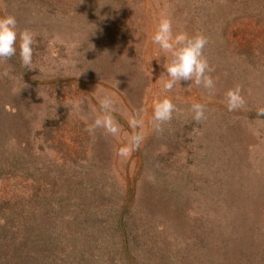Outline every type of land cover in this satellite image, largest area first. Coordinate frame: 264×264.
I'll return each mask as SVG.
<instances>
[{
  "label": "rangeland",
  "instance_id": "1",
  "mask_svg": "<svg viewBox=\"0 0 264 264\" xmlns=\"http://www.w3.org/2000/svg\"><path fill=\"white\" fill-rule=\"evenodd\" d=\"M7 13L18 30L34 33V44L32 68L22 66L18 53L0 62V264H42L46 257L59 264L64 253L41 243L31 253L33 246L21 240L17 255L11 246L22 218L58 212L97 227L96 237L87 241L77 232L73 243L82 245L83 257L104 264H120L105 248L121 253V218L138 260L159 264L146 255V232L155 236L152 252L174 254L169 239L184 246L199 217L212 242L208 264H264V197L258 195L264 193V116L257 114L264 107V0H0V16ZM165 16L174 31L207 38L215 87L181 80L167 93L177 111L156 132L152 105L166 70L152 36ZM237 84L245 105L229 111L225 92ZM105 94L115 100L117 137L87 130ZM194 102L206 105L200 122L189 111ZM138 111L145 140L120 157L132 132L127 118ZM173 176L189 184L184 204L159 188ZM237 180L254 192L244 207L252 215L225 218L222 194Z\"/></svg>",
  "mask_w": 264,
  "mask_h": 264
},
{
  "label": "clouds",
  "instance_id": "2",
  "mask_svg": "<svg viewBox=\"0 0 264 264\" xmlns=\"http://www.w3.org/2000/svg\"><path fill=\"white\" fill-rule=\"evenodd\" d=\"M152 41L165 57L163 67L166 73H161L162 94L152 105L151 126L154 131L163 132V126L172 120L173 113L177 111L168 92L180 84L181 80L191 81V84L208 90L214 89L215 83L210 75L212 68L204 54L208 41L203 34L190 35L184 31H174L171 19L165 16L159 19ZM33 44L34 33L29 29L18 30L14 15L7 13L0 16V62L7 61L18 53L22 66L32 68ZM4 75L7 76L8 73L5 72ZM225 103L229 111L244 107L245 99L239 84L227 89ZM114 111V98L110 94L103 95L99 99V111L94 114L87 130L95 133L99 129L106 135L119 136L121 127L113 115ZM189 111L196 122L206 119V105L203 103H192ZM257 114L264 116V107L259 108ZM127 122L132 132L126 138V143L117 150V155L125 158L139 150L145 140V121L141 112L130 115Z\"/></svg>",
  "mask_w": 264,
  "mask_h": 264
},
{
  "label": "trees",
  "instance_id": "3",
  "mask_svg": "<svg viewBox=\"0 0 264 264\" xmlns=\"http://www.w3.org/2000/svg\"><path fill=\"white\" fill-rule=\"evenodd\" d=\"M226 134V130L224 132L222 131V135ZM232 175V173H228L225 177L226 180H228L229 177H232ZM237 177L243 178L241 176ZM207 178L209 180L210 177L205 174L203 175L202 180L200 179L201 186L199 190L204 193L208 191L209 184ZM157 181L161 182L160 179H158ZM159 188H168V190L165 191L166 195L171 196L175 200V202L179 204H184L186 198L190 194V187L188 182L186 180L178 182L175 176H173L172 179H170V181H168L167 183H161ZM252 195H254V192L250 191L247 185H245V182H243L242 180L233 182L230 185V188L222 194L223 199L221 200L222 203H220L221 215L225 218L233 215L240 216L243 213H247L249 216H251L252 214L250 209L244 211V207L247 203L252 201L254 197ZM258 195L262 198L264 197V193L262 195ZM82 196L85 197V194H82ZM37 215L38 221H35V216ZM37 215L33 217V221H31L30 217L25 216L27 220L22 218L21 223L16 224L17 236L14 243L11 245L13 247L12 250L15 255H17V253L20 251V246L17 243L22 240L23 242H21V244L25 242L33 246V250L31 251V253H35L38 250L37 245L40 243L41 245L43 244V248H47V250L52 254L54 253V251H56L60 256V254L63 252L64 256L63 259L59 258V264H104L102 261H98V259L96 261L95 256L93 257L92 255H90V257L88 258V255H85L83 257L80 250L82 245L77 246L73 243L79 238L77 232H81L82 235L86 237L87 241L92 237L97 236V227L95 228L93 224H89L88 222H86V219L84 217H61L59 212L56 213V215H42L41 213H37ZM122 221L123 218L118 221V241L119 245L122 244L121 253L119 254L117 251L116 253H114L115 250L114 248L111 250V246L106 247L105 250H107V252L112 255L113 259L117 260L118 262L120 261V264H143V259L140 258L138 260L137 252L132 249L131 246L127 245V242H129L130 240L129 238L125 239L126 235L123 234L122 231ZM24 224H26L25 227L21 228L20 225ZM103 232L104 230L101 231V233ZM110 232H112V234L116 233L112 229L110 230ZM165 232H167V228L165 226H162L161 234H163V240H167L168 238V236L165 235ZM144 237L147 238L146 242L148 243V248H146L147 257H151V255L158 257L159 264H208L207 257L210 252V248L212 247V242L209 238V228L202 217L195 219L193 225L191 226L190 238L192 239H186L184 246H179V242H176V239L174 237L173 240L169 239L170 241L168 242H173L175 246L174 254L170 250L169 253H167L168 250L166 251L163 248H161L159 251H156L155 253L152 252L153 248L150 249L149 245L151 242V246L154 247L155 236L153 234H150V232H146V235ZM113 238L115 239V235L113 236ZM185 238H189V236L187 235L185 236ZM15 244L17 245L14 246ZM49 258L52 257L44 258L42 264H54L53 261L55 260V257H53V260L48 261Z\"/></svg>",
  "mask_w": 264,
  "mask_h": 264
}]
</instances>
